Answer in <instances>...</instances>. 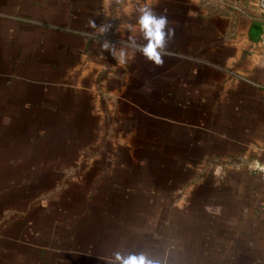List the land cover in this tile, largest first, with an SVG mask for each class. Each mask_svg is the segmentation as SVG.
Instances as JSON below:
<instances>
[{"label": "crops", "instance_id": "obj_1", "mask_svg": "<svg viewBox=\"0 0 264 264\" xmlns=\"http://www.w3.org/2000/svg\"><path fill=\"white\" fill-rule=\"evenodd\" d=\"M145 3L175 29L163 66L129 47ZM116 254L264 264L255 0H0V264Z\"/></svg>", "mask_w": 264, "mask_h": 264}, {"label": "clouds", "instance_id": "obj_2", "mask_svg": "<svg viewBox=\"0 0 264 264\" xmlns=\"http://www.w3.org/2000/svg\"><path fill=\"white\" fill-rule=\"evenodd\" d=\"M137 11L139 17L137 20L138 30L142 34L145 44L139 45L135 36H129V47L137 50L149 61L156 66H163L164 56L168 55V43L175 35V29L169 26V21L166 15H158L149 3L141 4ZM90 27L97 29L99 35L105 34L110 28V24H102L97 26L94 20H90ZM129 31L136 32L137 26L129 25ZM102 50H108L113 57H117V52L114 45L107 39L101 45ZM101 55H103L101 53ZM118 57L121 64L127 63V53L120 50ZM116 260L121 264H154L144 255H131L127 258L116 254Z\"/></svg>", "mask_w": 264, "mask_h": 264}, {"label": "built area", "instance_id": "obj_3", "mask_svg": "<svg viewBox=\"0 0 264 264\" xmlns=\"http://www.w3.org/2000/svg\"><path fill=\"white\" fill-rule=\"evenodd\" d=\"M257 6L264 10V0H255Z\"/></svg>", "mask_w": 264, "mask_h": 264}]
</instances>
